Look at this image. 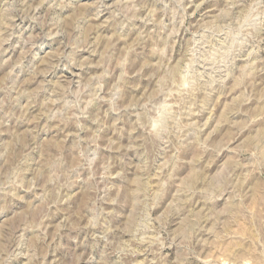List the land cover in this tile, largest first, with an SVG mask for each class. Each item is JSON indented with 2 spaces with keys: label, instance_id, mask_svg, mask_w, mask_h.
I'll return each mask as SVG.
<instances>
[{
  "label": "rangeland",
  "instance_id": "374dc122",
  "mask_svg": "<svg viewBox=\"0 0 264 264\" xmlns=\"http://www.w3.org/2000/svg\"><path fill=\"white\" fill-rule=\"evenodd\" d=\"M0 264H264V0H0Z\"/></svg>",
  "mask_w": 264,
  "mask_h": 264
}]
</instances>
